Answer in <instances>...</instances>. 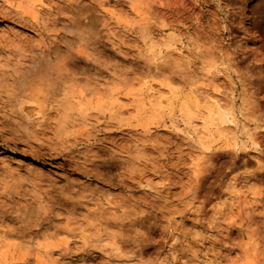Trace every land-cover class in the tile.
Here are the masks:
<instances>
[{"label": "rangeland", "instance_id": "rangeland-1", "mask_svg": "<svg viewBox=\"0 0 264 264\" xmlns=\"http://www.w3.org/2000/svg\"><path fill=\"white\" fill-rule=\"evenodd\" d=\"M0 122V264H264V0H0Z\"/></svg>", "mask_w": 264, "mask_h": 264}, {"label": "bare ground", "instance_id": "bare-ground-1", "mask_svg": "<svg viewBox=\"0 0 264 264\" xmlns=\"http://www.w3.org/2000/svg\"><path fill=\"white\" fill-rule=\"evenodd\" d=\"M30 1V0H29ZM28 2V1H27ZM23 3V2H22ZM32 3L34 4V5H39V4H41V0H32ZM43 3V2H42ZM19 4V3H18ZM27 5H29V3L28 4H26V6ZM32 5V4H31ZM32 7V6H31ZM17 9H23L22 8V6L21 5H17ZM28 9V8H27ZM34 8H32V10H33ZM30 11V12H28V14L32 17V19H37V13H36V11L35 10H33V11ZM248 21H247V16L246 15H244L243 16V19L241 20V23H240V25H241V27L243 28V30H244V32H245V41L247 40V36H249L250 35V30H249V27H248V23H247ZM245 45V44H244ZM178 54H179V52H177ZM176 53V54H177ZM181 55V54H180ZM177 56H179V55H177ZM182 56V55H181ZM180 57V56H179ZM34 61V60H33ZM32 63V62H31ZM37 68V67H36ZM35 68V70L37 71V69ZM25 68H23V70H24ZM25 72H27L26 70H25ZM23 74V73H22ZM21 74V75H22ZM50 76V75H49ZM22 77H23V75H22ZM50 78V77H49ZM208 78V77H207ZM206 78V79H207ZM24 79V78H23ZM47 80H48V78H47ZM19 82V81H18ZM50 83V82H49ZM11 84V83H10ZM20 84V83H19ZM51 84V85H50ZM49 84V86L50 87H52V88H55L56 87V84L55 83H53V82H51ZM205 86V85H204ZM11 89H12V86H11ZM203 89H205L207 92H208V90H207V88L206 87H204ZM13 90V89H12ZM45 91V90H44ZM43 90L41 91L40 89H39V92L38 93H41V99L38 97V96H35L34 94H33V96L32 95H30V97L28 96V99H24L25 98V96L23 95L22 97H17L18 95L16 94V96H13L14 98V100H12V101H10V102H12L11 104H10V107H13V108H15L16 109V111L18 112L17 114H22V113H24L23 111L25 110V109H31V110H33V109H36L35 111H36V115H39L40 117L39 118H37L36 120H40V119H43V113H42V111H43V104L45 105H47L48 103H43V102H45L46 100H48V98H49V92H48V90L46 91V92H44ZM197 91H200V90H197ZM204 92V94H200V93H197V94H195V95H193L192 96V98L194 99L193 101L195 102V103H199V102H202L204 105H205V108L207 109V113H208V120H207V122H206V125L203 127V129H202V131H201V133L203 134V136H204V138L205 137H209V136H212V135H214V133H216L217 132V127H214V125H215V123L216 122H222V121H228L230 124H234L235 123V118H234V115H233V113L231 112V110H230V108H228V103L227 102H224L223 101V99H221L220 97H217L218 95H221V93L218 91V90H212V95L211 94H209V95H211V96H209L208 94L207 95H205L207 92ZM36 92V94H38ZM159 93H161V92H159ZM202 93V92H201ZM210 93V92H209ZM15 94V93H14ZM189 94V93H188ZM151 95V97L152 98H154L155 99V97H156V95H154V93H151L150 94ZM159 95H161V94H159ZM12 96V95H11ZM153 96H155V97H153ZM27 97V96H26ZM47 97V98H46ZM150 97V96H149ZM150 97V98H151ZM159 97H161V96H158V97H156L157 99H159ZM151 98V99H152ZM226 101V100H225ZM228 101H230V100H228ZM49 102V101H48ZM159 102V101H158ZM231 102V101H230ZM5 105V104H4ZM230 105V104H229ZM203 106V105H202ZM50 107H51V105H50ZM2 109H4L3 108V106H2ZM10 110V109H9ZM14 111L15 110H13L12 112L14 113ZM15 111V112H16ZM205 111V110H204ZM5 112V111H4ZM178 112H179V114L182 116V118L184 119V121H186V123H190L191 121V119L194 117V114H195V110L194 109H192V108H190V106H185V105H181V106H179V108H178ZM10 113V112H9ZM12 114V113H11ZM16 114V113H15ZM43 114V115H42ZM5 115V114H4ZM7 115V114H6ZM5 115V116H6ZM10 115V114H9ZM5 116H3V118L5 117ZM12 116V115H11ZM237 116V115H236ZM9 118H11V117H9ZM5 119V121H3L2 122V125L4 124V126L7 128L11 123H8L9 122V120L8 119H6V118H4ZM42 121V120H41ZM37 122V121H36ZM0 124H1V122H0ZM39 124H40V122H39ZM1 125V126H2ZM11 125H13V124H11ZM10 125V126H11ZM237 125V124H236ZM16 126H19V125H16ZM232 127H233V125H231ZM12 127V126H11ZM229 127V126H228ZM227 127V128H228ZM231 127V128H232ZM1 128H3V126L1 127ZM243 128H244V126H243ZM9 128H7V130H8ZM13 129V128H12ZM221 127H220V131H221ZM234 129V128H233ZM2 130V129H1ZM6 130V132H12V131H10L11 129H9L8 131ZM15 130V132L13 131V133H18V132H16V129H14ZM224 129H222V131H223ZM4 131V130H3ZM246 132V131H245ZM224 133V132H223ZM223 133H222V135H223ZM228 133H230V132H228ZM228 133H225V134H228ZM234 133V132H233ZM249 134V131L248 132H246V134ZM185 134V137H186V139H189V140H193V133L192 132H185L184 133ZM220 134V133H219ZM231 134H232V132H231ZM230 134V135H231ZM245 134V135H246ZM181 135V134H180ZM201 135V134H200ZM221 135V134H220ZM183 136V135H182ZM232 137H233V135H231ZM230 136V137H231ZM247 136V135H246ZM184 137V138H185ZM248 137V136H247ZM238 138V137H237ZM252 138V137H251ZM229 139H231L232 140V145L233 146H236V145H238L237 144V142H236V139L233 137V139L232 138H229ZM250 139V138H249ZM188 142V141H187ZM194 143H196L197 145H200L199 147H201L203 144H204V141H202V139H200L199 141H197V142H194ZM190 144H193V142H190ZM191 146V145H190ZM192 147V146H191ZM199 147H197L196 146V148L195 149H197V148H199ZM202 148L203 149H206L204 146H202ZM236 148V147H235ZM194 149V148H193ZM207 151V150H206ZM206 153V152H205ZM201 154V153H200ZM239 183V182H238ZM228 186H229V194L231 195V197H235L237 194H238V192H239V189H240V186L237 184V182L235 181V180H233L232 182H230V185L228 184ZM242 188V187H241ZM230 197V196H229ZM23 219V218H22ZM21 220V219H20ZM216 220V219H215ZM22 221V220H21ZM47 255V254H46ZM51 259V258H50ZM50 259H48V261L50 260ZM110 264H130V263H126V262H123V263H110ZM197 264V263H196ZM200 264V263H199Z\"/></svg>", "mask_w": 264, "mask_h": 264}]
</instances>
